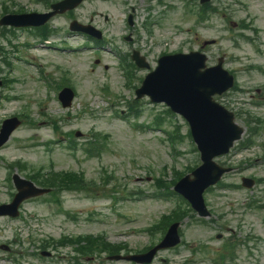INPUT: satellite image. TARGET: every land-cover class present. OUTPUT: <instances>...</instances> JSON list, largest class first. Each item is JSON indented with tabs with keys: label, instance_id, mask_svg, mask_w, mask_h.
<instances>
[{
	"label": "rangeland",
	"instance_id": "1",
	"mask_svg": "<svg viewBox=\"0 0 264 264\" xmlns=\"http://www.w3.org/2000/svg\"><path fill=\"white\" fill-rule=\"evenodd\" d=\"M13 1L26 9L45 8L43 4H35L32 0ZM156 1L94 0L84 2L75 10L74 16L82 23H87L93 17V24L104 36V45L107 44L110 49L97 50L82 35H67V18L60 15L48 25L50 30L55 31L48 40L51 45L64 40L69 48L75 49L74 53L66 56L53 50H22L25 58L36 63V66L26 68L27 74L23 73V66L18 65V70L8 72L0 63V77L16 75L21 79L13 86L14 90L0 86V120L22 112L34 122L20 127L11 142L0 151L3 159L0 163V202L7 201L10 193L8 184L1 183L7 176L6 164L18 159L34 168L43 166L52 167L55 171L82 172L94 185L87 193L63 196L62 208L74 219L57 212V206L46 201L26 204L23 209L24 220L1 218L0 245H8L13 252L10 258H19V261L13 262L0 251V264H68V256L74 254L69 247L59 251V255L63 256L59 260H41L35 255L42 239H58L62 236L102 235L110 243L125 244L130 253H134L150 244V237L145 233L147 228L175 206L176 199L161 200L153 196L157 189L154 178L167 168L164 177L170 179L172 168L185 171L187 165L197 161L196 154L192 153V143L185 136V124L178 117L171 118L167 124L169 127L178 124L184 136L177 147L174 145L179 151V154H174L165 133L145 127L151 125L156 115L164 113L162 106H152L146 100L140 102L138 109L142 114L130 120L144 129H134L113 114L114 111H123L127 102L134 101V92L126 86V79L117 68V59L112 52L115 48L123 53L129 50L122 36L127 34L124 21L131 7L136 9L139 45L148 51L150 61L166 50L189 49L192 44L187 41H192L189 38L193 33H197L200 40L216 39L218 44L208 52L210 63L218 55H224L225 67L234 73L236 85L242 91L229 93L224 97V102L235 115L238 113L237 123L245 129L248 128L247 122L254 121L255 117L264 121V105H253L257 101L264 102V0H212L217 13L211 16L207 24L198 27L193 17L184 15L186 0H161L165 8L158 14L151 12L147 17L146 8L153 6ZM195 2L198 4V0ZM6 6L12 7L7 0H0V15ZM223 13L236 23L242 20L248 22L251 24L250 29L256 28L258 34L238 28L229 31ZM98 14L107 15L108 21ZM146 20L150 23L148 30L144 27ZM241 32L252 42L241 40ZM18 36L14 42L19 41L23 34ZM21 41L36 43V40L27 36ZM0 44L7 51L10 50V46L2 40ZM31 53H38L41 57L35 58ZM96 59L99 64H95ZM56 65L69 70L68 79L77 94L68 110H63L56 101V91H47L48 88L38 80L40 71L52 77L47 79V83L51 84L53 79L63 76ZM144 73L141 71L137 76L142 77ZM104 87L108 88V94L102 92ZM17 94L21 97L17 102L5 101V97ZM48 118L56 120L61 136L53 132ZM74 131L83 133V136L73 139L78 150L71 152L67 149L66 134ZM95 132L106 134L109 139L106 149L99 156L89 158L80 150V145ZM257 136L252 152L246 155L235 149L229 157L218 160L236 170L224 179L226 187H219L207 195L213 216L222 218L231 231L219 229L210 220H205V224L189 221L181 229L187 245L160 252L152 264H213L212 260L218 258L225 239L238 244V247L233 261L226 260L224 264H264V209L248 207L251 198L264 203V183L256 185L252 192L232 188L242 176L264 179L261 159L264 128L259 130ZM218 233L223 234L222 239H216ZM198 243L201 247L205 246L206 251L198 252L197 256L190 255L189 248ZM83 264L129 263L110 262L105 255H101Z\"/></svg>",
	"mask_w": 264,
	"mask_h": 264
},
{
	"label": "water",
	"instance_id": "2",
	"mask_svg": "<svg viewBox=\"0 0 264 264\" xmlns=\"http://www.w3.org/2000/svg\"><path fill=\"white\" fill-rule=\"evenodd\" d=\"M191 89V94H201V96L203 97V94H205L208 90L207 89H202V90H198V88H192ZM174 101L176 102V104L182 106L183 108H185L186 113L189 115L190 114V110H189V105H190V101L189 100H180L177 99L176 97H173ZM212 108L208 107V106H202V107H198L197 109H193L191 111L192 117H193V122L195 124V128H197L198 123L202 120V119H209L211 117V112H212ZM219 131V127L215 126L210 128L209 130H207L206 132H203L202 135H211L213 133H216ZM201 134V133H199Z\"/></svg>",
	"mask_w": 264,
	"mask_h": 264
},
{
	"label": "trees",
	"instance_id": "3",
	"mask_svg": "<svg viewBox=\"0 0 264 264\" xmlns=\"http://www.w3.org/2000/svg\"><path fill=\"white\" fill-rule=\"evenodd\" d=\"M74 182H75L76 184H80V183H82V181H81V180H78V179L74 180Z\"/></svg>",
	"mask_w": 264,
	"mask_h": 264
}]
</instances>
